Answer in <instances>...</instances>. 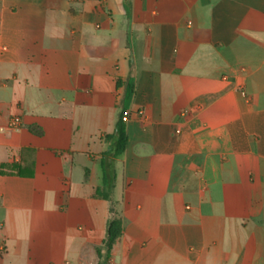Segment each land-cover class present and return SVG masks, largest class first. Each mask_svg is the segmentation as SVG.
<instances>
[{"label": "crops", "instance_id": "crops-1", "mask_svg": "<svg viewBox=\"0 0 264 264\" xmlns=\"http://www.w3.org/2000/svg\"><path fill=\"white\" fill-rule=\"evenodd\" d=\"M110 219L102 264H264V0H0V264Z\"/></svg>", "mask_w": 264, "mask_h": 264}, {"label": "trees", "instance_id": "trees-1", "mask_svg": "<svg viewBox=\"0 0 264 264\" xmlns=\"http://www.w3.org/2000/svg\"><path fill=\"white\" fill-rule=\"evenodd\" d=\"M111 140L112 142H111L110 154L115 157L124 150L126 145V136L122 124H118L116 126L115 133L111 137ZM7 167L11 170L15 169L14 166H5V165L2 166V168H7ZM120 233H121V226L119 221L110 219L106 225L105 237L102 242V246L96 250L98 257V264L99 263L102 264L107 261V259L109 258L111 248L115 243L116 239L120 236Z\"/></svg>", "mask_w": 264, "mask_h": 264}, {"label": "built area", "instance_id": "built-area-1", "mask_svg": "<svg viewBox=\"0 0 264 264\" xmlns=\"http://www.w3.org/2000/svg\"><path fill=\"white\" fill-rule=\"evenodd\" d=\"M132 115H135L136 117H142L143 112L142 111H136L134 113L126 110L122 112L121 121L122 123H126ZM7 130H18L20 128V119L19 117H12L7 121L6 127Z\"/></svg>", "mask_w": 264, "mask_h": 264}]
</instances>
